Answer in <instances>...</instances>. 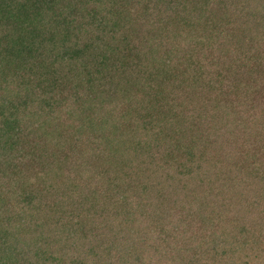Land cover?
I'll use <instances>...</instances> for the list:
<instances>
[{"label":"trees","instance_id":"1","mask_svg":"<svg viewBox=\"0 0 264 264\" xmlns=\"http://www.w3.org/2000/svg\"><path fill=\"white\" fill-rule=\"evenodd\" d=\"M0 264H264V0H0Z\"/></svg>","mask_w":264,"mask_h":264},{"label":"rangeland","instance_id":"2","mask_svg":"<svg viewBox=\"0 0 264 264\" xmlns=\"http://www.w3.org/2000/svg\"><path fill=\"white\" fill-rule=\"evenodd\" d=\"M169 13L170 12L167 11L164 14L163 17H166ZM233 18H237V15L235 14L233 16ZM171 25L173 26L174 24H171ZM173 31H175V33H176V42L179 43L180 44V48H182L180 50V53H181V51H185V49L182 47V43H184V42H186V43H188V44L191 45V48L189 49V51H187V53H194L193 47H192L193 37H187V36L191 35V33H189L190 31H187L186 29H180V28L179 29L178 28L176 29L175 27H174V30ZM208 60L209 61H212L214 59H208ZM219 62H220V60H219ZM207 64L209 65V63H206V65ZM217 131L219 132V134H218L219 136H218V141L216 143V147L220 146L221 145V140L223 141V138H226L227 136L230 137L229 140H232V142H234V139L236 141L238 140L237 135H236L237 134V131H238V127H234L233 125H230V123L228 121H226L225 123H220ZM231 144H233V146H234V143H231L230 142L229 145H231Z\"/></svg>","mask_w":264,"mask_h":264}]
</instances>
